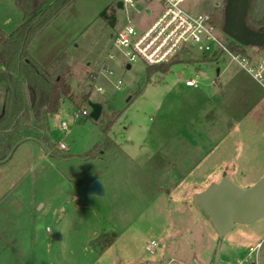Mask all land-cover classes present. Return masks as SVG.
Here are the masks:
<instances>
[{"label": "rangeland", "instance_id": "1", "mask_svg": "<svg viewBox=\"0 0 264 264\" xmlns=\"http://www.w3.org/2000/svg\"><path fill=\"white\" fill-rule=\"evenodd\" d=\"M118 1L74 0L32 45L43 67L62 52L70 56L73 90L44 123L28 122V142L0 162V264H264V218L220 235L196 199L224 177L250 187L264 175V89L225 52L190 49L150 80L144 62L126 68L115 35L128 20L154 16L135 18L139 4L118 8ZM183 7L211 14L228 44L252 55L264 51V0H186ZM22 21L14 0H0V32L10 34ZM105 62L114 75L100 74ZM189 78L199 88H187ZM8 97L5 78L0 116ZM96 103L98 119L91 116ZM243 110L247 116L231 135L204 153L211 145L195 130L199 117ZM190 117L196 122L185 121ZM191 141L205 146L192 151ZM95 178L103 195L88 191ZM229 242L238 253L227 257Z\"/></svg>", "mask_w": 264, "mask_h": 264}, {"label": "trees", "instance_id": "2", "mask_svg": "<svg viewBox=\"0 0 264 264\" xmlns=\"http://www.w3.org/2000/svg\"><path fill=\"white\" fill-rule=\"evenodd\" d=\"M14 1L23 12V21L10 34L0 32V72L9 88L8 103L0 116V147H4L0 162L11 158L16 148L30 138L28 122L44 123L47 116L58 112L73 90L68 79L70 56L66 52L43 67L32 57L30 50L37 36L74 0ZM260 29L264 30V26ZM230 47L246 53L237 42H231ZM174 62L149 65L148 79L155 74H167ZM111 244L110 239L104 248Z\"/></svg>", "mask_w": 264, "mask_h": 264}, {"label": "built area", "instance_id": "3", "mask_svg": "<svg viewBox=\"0 0 264 264\" xmlns=\"http://www.w3.org/2000/svg\"><path fill=\"white\" fill-rule=\"evenodd\" d=\"M121 1L123 6L136 7L139 4L135 18H142L146 14L154 16L147 23L136 24L134 19L128 20L115 35L113 45L121 51L126 68L137 61H142L148 66L170 63L182 52L193 48L214 57L220 52H225L264 89V51L252 55L232 50L229 46L231 41L228 44V40L221 37L211 14L186 10L183 7L186 0ZM114 59L115 55L110 54L109 60ZM102 73L114 75L113 68L106 62L101 67L100 74ZM98 78L99 76L95 75L93 80ZM117 84L121 85V80H117ZM186 84L199 86L194 78L187 79ZM94 86L98 91L103 90L100 83L95 82ZM81 113L88 115L89 111L84 108ZM61 126L63 130L69 129L66 121H62ZM60 148L65 149L66 146L60 143ZM156 246V241H152L148 248L154 252Z\"/></svg>", "mask_w": 264, "mask_h": 264}, {"label": "water", "instance_id": "4", "mask_svg": "<svg viewBox=\"0 0 264 264\" xmlns=\"http://www.w3.org/2000/svg\"><path fill=\"white\" fill-rule=\"evenodd\" d=\"M117 7H123L121 0L117 2ZM217 71L219 72V69ZM4 79L5 76L1 72L0 82ZM91 108V116L98 119L102 106L96 103L91 104ZM88 191L94 195H103L104 189L100 179H93L89 183ZM196 199L219 234L226 235L236 224H251L264 218V175L250 187H242L229 177H224L198 192Z\"/></svg>", "mask_w": 264, "mask_h": 264}, {"label": "crops", "instance_id": "5", "mask_svg": "<svg viewBox=\"0 0 264 264\" xmlns=\"http://www.w3.org/2000/svg\"><path fill=\"white\" fill-rule=\"evenodd\" d=\"M190 51H184L182 52L181 54L183 53H187ZM180 56V55H179ZM180 58V57H179ZM178 58V60H179ZM72 62L73 60L71 59L70 61V65H72ZM174 62V61H173ZM128 68V67H127ZM131 68V66H130ZM129 69V68H128ZM220 72V70H219ZM217 71V73H219ZM204 74V73H203ZM248 74V73H247ZM158 76V75H157ZM250 76V75H249ZM251 77V76H250ZM252 78V77H251ZM191 79V78H189ZM234 81V80H233ZM199 83V82H198ZM215 83H217L215 81ZM233 83V82H232ZM237 81L234 83V85H236ZM230 84V83H229ZM185 86H187V88H199L200 86V83H199V86L198 87H192V86H188L186 84V81H185ZM247 87L244 88V95L248 96V97H251L252 94H255V92L253 91L252 87L251 86H248L246 85ZM227 94H229V90L227 92ZM223 95H226V91L223 92ZM246 111V112H245ZM247 113L248 111L247 110H243L242 112H230L229 111V114L227 115H222L220 113H216V112H212V113H206V115H204L203 118H200L199 117V121H197L198 125H194L195 127V130L197 131V133L199 134V136L201 135H204V141L207 143L206 146H210L208 148H204L203 152L206 153V152H211V151H216L218 149V147L220 146L221 144V139H226L228 138L232 131H233V128H234V125L236 123H238L237 125H239V122L241 120H243L244 118H246L247 116ZM232 114H233V117L234 119L236 120V122H233L231 119L232 118ZM237 117V118H235ZM186 122H189L190 124H192V122H196V120L194 119V117H190L189 119L185 120ZM232 121V122H230ZM185 122V123H186ZM230 122V123H229ZM198 129V130H197ZM187 129H185L184 131H186ZM218 130H220L222 133V135L220 133H218ZM185 133V132H184ZM187 136L188 133H187ZM220 137V140L219 138ZM28 142V141H26ZM187 142H189V140H187ZM25 142H23L22 144H24ZM22 144H20L17 148H16V151L15 153L17 152V150L19 148H21ZM191 144V148H192V151L194 150V148H201V145L203 143H196L195 141H191L190 142ZM223 144V143H222ZM205 145L203 144V147ZM211 148V149H210ZM15 153H13L15 155ZM13 155V156H14ZM13 158V157H12ZM11 158V160H12ZM225 176V175H224ZM91 182V181H90ZM178 186H179V182H178ZM212 222V221H211ZM223 252L224 254L227 256V257H230V256H233L234 254L238 253V246L237 244H233V243H227L226 245H224V248H223ZM222 256V249H221V252H220V255H219V258H218V261H220V258ZM251 256V255H250ZM248 258L249 255H248ZM241 262V261H240ZM239 262V263H240Z\"/></svg>", "mask_w": 264, "mask_h": 264}]
</instances>
